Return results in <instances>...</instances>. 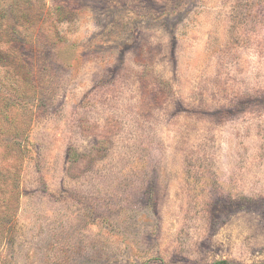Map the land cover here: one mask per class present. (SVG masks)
I'll use <instances>...</instances> for the list:
<instances>
[{
	"label": "rangeland",
	"instance_id": "1",
	"mask_svg": "<svg viewBox=\"0 0 264 264\" xmlns=\"http://www.w3.org/2000/svg\"><path fill=\"white\" fill-rule=\"evenodd\" d=\"M221 260L264 262V0H0V264Z\"/></svg>",
	"mask_w": 264,
	"mask_h": 264
},
{
	"label": "trees",
	"instance_id": "2",
	"mask_svg": "<svg viewBox=\"0 0 264 264\" xmlns=\"http://www.w3.org/2000/svg\"><path fill=\"white\" fill-rule=\"evenodd\" d=\"M69 159H71V161L73 162H76L78 159L77 153H75V151H69ZM215 264H232V263L225 261V260H221V261L216 262ZM260 264H264V262Z\"/></svg>",
	"mask_w": 264,
	"mask_h": 264
}]
</instances>
